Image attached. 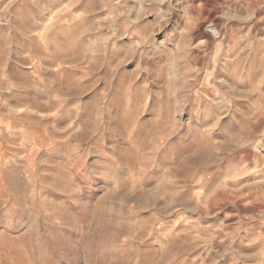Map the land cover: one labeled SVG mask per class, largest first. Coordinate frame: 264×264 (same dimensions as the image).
Wrapping results in <instances>:
<instances>
[{"label": "clouds", "instance_id": "9594fccd", "mask_svg": "<svg viewBox=\"0 0 264 264\" xmlns=\"http://www.w3.org/2000/svg\"><path fill=\"white\" fill-rule=\"evenodd\" d=\"M0 264H264V0H0Z\"/></svg>", "mask_w": 264, "mask_h": 264}, {"label": "rangeland", "instance_id": "374dc122", "mask_svg": "<svg viewBox=\"0 0 264 264\" xmlns=\"http://www.w3.org/2000/svg\"><path fill=\"white\" fill-rule=\"evenodd\" d=\"M9 66L11 67V64Z\"/></svg>", "mask_w": 264, "mask_h": 264}]
</instances>
